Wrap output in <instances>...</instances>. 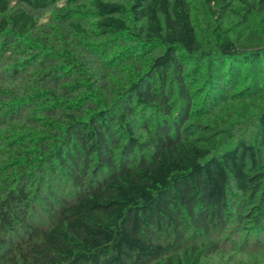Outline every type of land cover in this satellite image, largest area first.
<instances>
[{
    "label": "trees",
    "instance_id": "16d2710c",
    "mask_svg": "<svg viewBox=\"0 0 264 264\" xmlns=\"http://www.w3.org/2000/svg\"><path fill=\"white\" fill-rule=\"evenodd\" d=\"M10 1L0 0V264H201L184 243L224 230L239 199L264 231V109L250 142L217 149L213 132L195 131L184 62L196 56L219 76L264 64V43L217 31L215 50L202 49L187 0ZM205 2L214 14L224 5ZM245 5L264 20V0ZM126 37L161 52L138 66L125 51L107 56Z\"/></svg>",
    "mask_w": 264,
    "mask_h": 264
},
{
    "label": "rangeland",
    "instance_id": "374dc122",
    "mask_svg": "<svg viewBox=\"0 0 264 264\" xmlns=\"http://www.w3.org/2000/svg\"><path fill=\"white\" fill-rule=\"evenodd\" d=\"M244 1L223 0L224 5L214 14L205 0H187L190 21L202 49L215 50L214 32L217 31L234 43L247 46L264 43V20L253 7H246ZM87 17L82 23L89 29L93 27V18ZM134 42L129 37L116 41L107 56L125 51L127 56L133 54L128 65L138 66L161 52L149 46L138 49ZM184 62L188 80L198 90L192 116L198 123L195 131L203 135L213 132L217 149L233 146L238 141L250 142L256 129L261 128L258 115L264 109V64L244 65L227 74L225 66L218 76L205 72L203 62L199 67L196 56ZM246 207L242 200H235L230 222L224 230L213 231L205 238L190 239L184 246L189 249L194 245L199 249L201 264H264V231L255 225ZM164 257L150 264H161Z\"/></svg>",
    "mask_w": 264,
    "mask_h": 264
}]
</instances>
